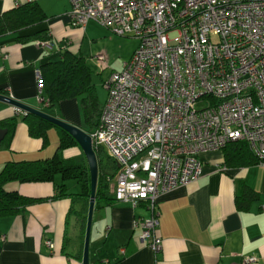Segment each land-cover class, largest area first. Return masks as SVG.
Wrapping results in <instances>:
<instances>
[{"label":"built area","instance_id":"built-area-1","mask_svg":"<svg viewBox=\"0 0 264 264\" xmlns=\"http://www.w3.org/2000/svg\"><path fill=\"white\" fill-rule=\"evenodd\" d=\"M69 2L73 27L94 21L138 42L122 70L104 81L106 100L88 135L93 149L102 147L119 167L115 202L143 204L150 213L136 226L142 244L158 253V197L196 182L200 155L243 141L264 162V0ZM90 61L108 69L103 52ZM36 89L46 106L39 71Z\"/></svg>","mask_w":264,"mask_h":264},{"label":"crops","instance_id":"crops-1","mask_svg":"<svg viewBox=\"0 0 264 264\" xmlns=\"http://www.w3.org/2000/svg\"><path fill=\"white\" fill-rule=\"evenodd\" d=\"M31 2L45 20L0 36V95L89 134L80 98L63 100L51 109L37 102L36 72L43 65L58 61L64 52L81 56L91 70V85L103 105L106 98L99 101L90 57L96 52L107 55L105 47L95 43L106 32L94 21L87 22L84 28L73 27L68 16L69 0H0V16ZM39 42H47L50 47L40 48ZM137 45L121 57L119 69H112L111 73L122 70ZM100 73L96 79L103 87L110 74L102 78ZM13 118L16 126L10 139L7 143L3 139L0 144V172L6 163L44 161L57 153L59 133L55 128L47 131L43 145L42 140L29 136L23 115H16L13 106L0 102V124ZM239 152L234 147L228 152L200 155L201 177L158 197V253L140 240L141 229L136 224L150 216L143 204L132 207L112 202L94 207L89 264H241L247 257L264 264V163H255L246 153L237 159ZM64 157L80 159L75 162L79 165L86 163L77 148L66 150ZM60 186H65L70 197L54 198ZM113 188L114 183L111 193ZM245 189L255 194L246 205L241 200ZM6 191L45 200L30 204L18 215L0 218V264H82L85 231L82 232L80 217L84 210L77 182L63 181L57 175L52 182H12ZM46 241L53 243L52 251L47 249Z\"/></svg>","mask_w":264,"mask_h":264},{"label":"trees","instance_id":"trees-1","mask_svg":"<svg viewBox=\"0 0 264 264\" xmlns=\"http://www.w3.org/2000/svg\"><path fill=\"white\" fill-rule=\"evenodd\" d=\"M43 20H45V16L42 15L35 3L23 4L0 16V36L17 32ZM39 72L43 82V97L47 103L45 107L51 109L63 100L80 98L84 123L88 131L91 132L98 122L102 105L98 102L94 87L91 85V70L85 60L81 56H74L68 52H64L58 61L43 65ZM23 122L27 126L29 136L42 140L43 145L47 142V131L50 128H55L59 133V146L57 153L50 159L19 163L9 162L4 165L0 172V218L18 215L30 204L45 200L29 199L18 193L8 192L6 191L8 184L12 182H52L53 178L59 175L63 181L73 180L80 185V197L83 198L84 210L80 219L82 232L84 233L90 195L88 167L86 163L79 165L75 163L73 158L67 159L64 157L66 150L72 148L80 150L79 146L64 130L37 116L26 114L23 116ZM15 126V118L0 124L1 128L7 130L3 143L9 141ZM234 147L241 151L236 153L237 159L245 157L246 153V156H252L255 163H259L243 141L229 144L223 151L228 152L230 148ZM94 153L98 165L94 207L98 208L115 202L110 187L115 182L119 173V167L102 147L94 149ZM230 156L233 158L229 153ZM61 197H70L66 194L65 186H60L56 189L54 198ZM254 198L255 194L250 189H245L241 196V200L245 205L249 204Z\"/></svg>","mask_w":264,"mask_h":264},{"label":"water","instance_id":"water-1","mask_svg":"<svg viewBox=\"0 0 264 264\" xmlns=\"http://www.w3.org/2000/svg\"><path fill=\"white\" fill-rule=\"evenodd\" d=\"M0 102L9 104L15 108L22 110L27 114L37 116L61 128L66 133H68L79 146L86 160V164L89 172V178H90V195H89V203H88V210L86 216V226H85V235H84L83 252H82V264H89V240H90V231H91L92 217L94 212L95 194H96L97 179H98L97 159L94 153V149L92 147L90 136L86 132L82 131L77 127L69 125L39 110L21 104L11 98L0 95ZM6 134L7 131L5 129L0 128V144L3 141Z\"/></svg>","mask_w":264,"mask_h":264},{"label":"rangeland","instance_id":"rangeland-1","mask_svg":"<svg viewBox=\"0 0 264 264\" xmlns=\"http://www.w3.org/2000/svg\"><path fill=\"white\" fill-rule=\"evenodd\" d=\"M99 27L101 29L105 30V32H106L105 37L98 38V40H96V42H95L96 44L98 43V45L102 44L103 47H105V49L107 50L106 56H107V59L109 58L108 59V63H109L108 69L100 73L101 77L105 78L106 76L108 77V75L111 73V71H113L112 69H114L115 71L117 69H119L120 64L122 62L121 57L124 55H127L128 52L130 51V49L132 48V46L136 43L138 44V42L133 37L116 36V35L111 34L107 29H105L101 26H99ZM86 44L87 43H85V45ZM96 53H99V52H96ZM94 66L91 65V68L95 73L94 83H96L98 98H99L100 102H104V100L106 98V91L103 89V87H100V82L96 79V78H99L98 76H96V75H99V69L96 66H95L96 67L95 68ZM199 107H200V105L197 106V108H199ZM79 160L80 159H77V160H75V162L76 161L79 162Z\"/></svg>","mask_w":264,"mask_h":264}]
</instances>
